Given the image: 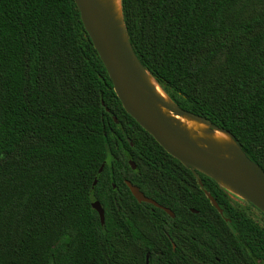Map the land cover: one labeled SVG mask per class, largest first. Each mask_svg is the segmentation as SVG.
I'll use <instances>...</instances> for the list:
<instances>
[{"label": "trees", "instance_id": "16d2710c", "mask_svg": "<svg viewBox=\"0 0 264 264\" xmlns=\"http://www.w3.org/2000/svg\"><path fill=\"white\" fill-rule=\"evenodd\" d=\"M121 3L142 66L264 170V0ZM233 196L127 113L75 0H0V264H264Z\"/></svg>", "mask_w": 264, "mask_h": 264}, {"label": "water", "instance_id": "95a60500", "mask_svg": "<svg viewBox=\"0 0 264 264\" xmlns=\"http://www.w3.org/2000/svg\"><path fill=\"white\" fill-rule=\"evenodd\" d=\"M75 1L77 7L80 10L85 29L91 37L94 46L104 66L106 67L109 77L112 80L114 90L127 113H129L138 122V124H140L141 127H143L149 134H151L169 154L180 160L183 164L191 166L207 175H210L216 180L217 178L212 174L221 176L227 182L238 188L242 196H237L246 199L264 213V170L261 168V166L251 160L246 154H244L236 142L235 143L239 151L237 160L234 162L226 163L213 153L192 142L188 137H186L184 134L170 125L166 118H164L162 115L152 114L151 112L143 108L139 101L135 100L129 95V92L132 90L130 83L132 80L137 78V73L134 71V68L132 66L133 60L136 59L141 66L142 64L137 59L130 45L128 36L125 31L124 21V34L130 50L124 48L122 44L123 38L121 36V32L102 21L95 13L89 0ZM142 68L146 72H148L143 66ZM148 74L150 73L148 72ZM164 93L169 97V95L165 91ZM169 99L172 101L176 112L190 115L194 118L205 121L211 127V125L206 120L198 118L180 109L170 97ZM212 129L219 130L230 135L223 130L216 128ZM131 164L133 168H136V165L132 161ZM104 165L105 164H103L100 171L103 170ZM194 173L200 186L204 187L201 177L196 172ZM96 183L97 180H95L94 184ZM126 183L139 202H147L153 204L159 208L164 209L172 217H175V214L172 212V210L160 205L156 200L146 196L138 186L132 184L128 180L126 181ZM204 192L211 201L212 205L221 214H223V210L218 204L215 197L206 189H204ZM92 207L98 211L101 223L104 224L105 211L102 204L98 200H95L92 203ZM193 211L197 212L195 210Z\"/></svg>", "mask_w": 264, "mask_h": 264}, {"label": "bare ground", "instance_id": "6f19581e", "mask_svg": "<svg viewBox=\"0 0 264 264\" xmlns=\"http://www.w3.org/2000/svg\"><path fill=\"white\" fill-rule=\"evenodd\" d=\"M98 17L111 27L118 29L123 38V46L130 50L124 34L121 0H89ZM137 78L131 81L129 95L139 101L143 108L155 115H162L170 125L188 137L192 142L221 158L224 162H234L239 154L238 147L230 135L212 129L205 121L176 112L172 101L164 93L154 78L133 60ZM214 175L229 191L242 196L238 188L221 176Z\"/></svg>", "mask_w": 264, "mask_h": 264}, {"label": "rangeland", "instance_id": "374dc122", "mask_svg": "<svg viewBox=\"0 0 264 264\" xmlns=\"http://www.w3.org/2000/svg\"><path fill=\"white\" fill-rule=\"evenodd\" d=\"M232 198H233V200L235 202H237L238 204H241V205L244 206V203L242 201V197H239V196L238 197H235V196H233ZM247 212L253 218H256V219H259L260 218V214H259V212L257 210L252 209V210H247Z\"/></svg>", "mask_w": 264, "mask_h": 264}, {"label": "flooded vegetation", "instance_id": "af4514ba", "mask_svg": "<svg viewBox=\"0 0 264 264\" xmlns=\"http://www.w3.org/2000/svg\"><path fill=\"white\" fill-rule=\"evenodd\" d=\"M171 155V154H170ZM174 157V156H173ZM180 161V160H179ZM183 164V163H182ZM185 165V164H184ZM186 166V165H185Z\"/></svg>", "mask_w": 264, "mask_h": 264}]
</instances>
